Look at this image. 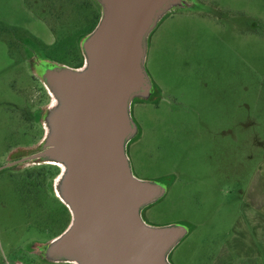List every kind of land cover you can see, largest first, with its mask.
Here are the masks:
<instances>
[{"label":"rangeland","instance_id":"374dc122","mask_svg":"<svg viewBox=\"0 0 264 264\" xmlns=\"http://www.w3.org/2000/svg\"><path fill=\"white\" fill-rule=\"evenodd\" d=\"M184 2L150 36L146 68L158 90L132 104L133 175L166 189L142 218L188 229L171 264H264V0ZM27 3L47 26L22 0H0V39L11 54H0V264H71L46 257L70 221L54 188L61 168L31 161L24 174L9 160L38 152L46 135L42 116L54 101L36 72L43 63L76 67L99 8ZM50 30L54 46L43 42Z\"/></svg>","mask_w":264,"mask_h":264},{"label":"water","instance_id":"95a60500","mask_svg":"<svg viewBox=\"0 0 264 264\" xmlns=\"http://www.w3.org/2000/svg\"><path fill=\"white\" fill-rule=\"evenodd\" d=\"M95 30L81 42L84 65L45 63L36 72L54 104L42 116L46 135L29 159L61 168L54 188L72 221L46 257L71 264H171L185 226L153 227L142 211L162 199L163 184L138 180L128 145L137 137L135 99L150 100L149 39L184 0H94ZM62 166V167H61Z\"/></svg>","mask_w":264,"mask_h":264},{"label":"crops","instance_id":"0c3cea01","mask_svg":"<svg viewBox=\"0 0 264 264\" xmlns=\"http://www.w3.org/2000/svg\"><path fill=\"white\" fill-rule=\"evenodd\" d=\"M22 5L24 6V9H25V11L28 13V15L30 16V18L34 21V22H36V23H42V24H44V25H46L47 26V24H45V21L43 20V19H41L38 15H36L28 6H27V3H26V0H22ZM26 5V6H25ZM0 25H3V24H0ZM48 29H49V26H48ZM50 33L49 34H47V39H46V41H43L44 43H45V45H47V46H54L56 43H57V40H56V37H55V35L53 34V32L50 30L49 31ZM150 44H151V39H150ZM2 40L0 39V54L1 55H3V56H5V57H7V58H9V59H11V54L9 53V49H8V52H7V50L6 51H4L3 50V48H2ZM149 44V48H150V45ZM6 264H8V263H6ZM17 264H20V263H18L17 262Z\"/></svg>","mask_w":264,"mask_h":264},{"label":"flooded vegetation","instance_id":"af4514ba","mask_svg":"<svg viewBox=\"0 0 264 264\" xmlns=\"http://www.w3.org/2000/svg\"><path fill=\"white\" fill-rule=\"evenodd\" d=\"M42 62V61H41ZM43 63V62H42ZM41 64V63H40ZM45 65L44 63L41 65L43 66ZM43 124V122H42ZM43 135H44V130H43ZM42 135V136H43ZM42 137L40 138V140L34 144L33 146H30L28 148H32L34 146H36L40 141H41ZM37 152H33L30 155H20V157L16 158V159H10L9 160V166L15 168L16 170H19V172L21 173H29V168L27 166H25L24 164L31 162V160L29 159L31 156L35 155ZM36 165H40V164H36ZM22 166V167H21ZM55 167V166H54ZM30 175V174H29ZM57 176V175H56Z\"/></svg>","mask_w":264,"mask_h":264},{"label":"trees","instance_id":"16d2710c","mask_svg":"<svg viewBox=\"0 0 264 264\" xmlns=\"http://www.w3.org/2000/svg\"><path fill=\"white\" fill-rule=\"evenodd\" d=\"M26 3H27V0H26ZM95 3L97 4V2L95 1ZM98 5V4H97ZM27 6L30 8V6L28 5V3H27ZM98 17H96L97 19H96V21H97V24H96V27H97V25H98V23H99V21H100V19H101V8H100V6L98 5ZM31 9V8H30ZM35 14H36V12L33 10V9H31ZM37 15V14H36ZM96 27H94V29L90 32V33H92L94 30H95V28ZM89 33V34H90ZM85 38V37H84ZM76 59V67H74V68H81L83 65H84V56H83V52H82V49H81V47H80V54L79 55H77V58H75ZM158 89H157V86L155 85V84H153V94H152V98H153V96L155 95V92L157 91ZM137 138V137H136ZM133 142V141H132ZM59 172H60V169H59ZM66 207V206H65ZM67 208V207H66ZM67 210L69 211V209L67 208ZM69 213H70V211H69ZM71 221H72V216H71V213H70V221H69V225L71 224ZM69 225H68V227H69ZM67 227V228H68Z\"/></svg>","mask_w":264,"mask_h":264},{"label":"bare ground","instance_id":"6f19581e","mask_svg":"<svg viewBox=\"0 0 264 264\" xmlns=\"http://www.w3.org/2000/svg\"><path fill=\"white\" fill-rule=\"evenodd\" d=\"M62 167V166H61Z\"/></svg>","mask_w":264,"mask_h":264}]
</instances>
